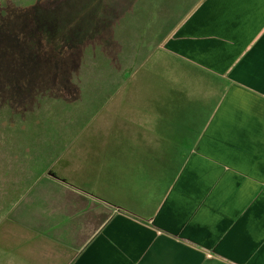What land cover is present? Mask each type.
I'll list each match as a JSON object with an SVG mask.
<instances>
[{
  "label": "crops",
  "instance_id": "crops-1",
  "mask_svg": "<svg viewBox=\"0 0 264 264\" xmlns=\"http://www.w3.org/2000/svg\"><path fill=\"white\" fill-rule=\"evenodd\" d=\"M155 54L162 78L130 81L97 123L170 165L103 196L63 154L66 181L36 180L13 217L21 264H264V0H199ZM173 88L192 111L167 134Z\"/></svg>",
  "mask_w": 264,
  "mask_h": 264
},
{
  "label": "rangeland",
  "instance_id": "rangeland-1",
  "mask_svg": "<svg viewBox=\"0 0 264 264\" xmlns=\"http://www.w3.org/2000/svg\"><path fill=\"white\" fill-rule=\"evenodd\" d=\"M53 1L51 5L49 3V6L38 9L34 19L39 36L33 53L36 52L39 55L37 58L39 61L33 68L37 74L33 75L41 78L40 82H46L41 77L42 66L53 69L51 75L54 77L52 81L54 91L58 89L59 92L66 93L68 97L64 102L53 100L49 106L52 111L51 117L56 120L54 128L46 127L49 129L42 133L45 138L41 143L44 145L39 146L35 139L32 140L33 145L29 148H31L34 170L26 173L24 176L26 178H17L22 184L19 187L26 189L29 186L30 181L27 176L32 177L35 170L34 175L38 172V177L32 184L40 178L53 177L51 171L55 167V161L64 154L75 181H86L99 172L101 187L99 186L97 192L103 196H112L113 192L126 188V185L143 181L146 175L155 176L163 166L170 165L172 159L169 158L166 164L162 163L157 153L151 150L152 148L145 151L137 146L133 148V144L130 145L123 140L118 141L120 139L118 137L105 136V131L99 130L102 120L107 117L97 123V115L119 91L122 84L130 78V73L126 69L117 67L111 77L104 70L101 73H83L82 76L78 70L79 68L89 70L94 67L95 64H90L85 57L86 46L97 40H103L102 44H104L110 39L109 29L103 22L108 24L111 21L109 19H115L114 10L108 9V17L100 19L99 16L104 14L106 0H102L91 12L82 16L80 15L83 12L82 9L90 2L89 0ZM93 25L96 26L94 32H92ZM80 35L79 45H77L76 39ZM113 67L115 69V65ZM59 77L62 81L56 82L55 79H60ZM174 78L179 79L177 82L183 80L180 77ZM189 95V91H185L184 99ZM158 102L160 105L164 102L167 107L171 106L170 112H174L162 123V133L172 134L180 130L181 123L190 122L188 112L191 113L192 107L187 101L185 104L179 103V88H173L170 94L160 96ZM180 111H184V114H180ZM17 114L18 117L21 116V113L15 115ZM95 122L96 125H91ZM92 131L96 135H92ZM35 132L37 133V130ZM106 145L109 149L102 153ZM0 167L2 171H5L0 175V183L3 184L5 179L7 182L11 181V175H14L13 172L16 169H13L6 159L0 161ZM26 190H23L24 192L20 189L8 190L5 193L0 190V264L22 263L16 248L21 242V236L18 233L20 226L14 218L19 216L18 211L23 209L20 203Z\"/></svg>",
  "mask_w": 264,
  "mask_h": 264
},
{
  "label": "trees",
  "instance_id": "trees-1",
  "mask_svg": "<svg viewBox=\"0 0 264 264\" xmlns=\"http://www.w3.org/2000/svg\"><path fill=\"white\" fill-rule=\"evenodd\" d=\"M89 1L84 5L81 16L87 15L102 2ZM198 1L106 0L104 14H99V17L106 19L108 9L114 10L115 19L108 18L111 20L108 24L103 22L109 29L110 39L105 41L107 44H102L103 40L87 44L85 57L90 64L95 65L89 70L79 68L78 72L83 76V73H101L104 70L111 77L117 67L128 70L130 78L122 84L116 95H130V81L161 77V69L156 75L149 64L159 51L161 41ZM52 2L54 1L0 0V161L6 159L16 169L14 175H11V181L7 182L5 179L3 184L0 183L3 193L8 190H26L38 177V172L34 175L35 170L32 177L27 176L29 186L26 189L19 187L22 184L17 178H22L34 170L29 148L33 145L32 140L35 139L39 146L44 145L41 143L45 138L42 133L49 129L46 127L54 128L56 120L51 117L49 106L53 100L64 102L68 97L58 89L54 91V77L51 75L53 69L42 66L41 77L46 82H40L41 78L33 75L37 74L33 68L39 61V55L33 53L39 36L34 19L38 9L49 6ZM95 29L96 26L93 25L92 32ZM80 37L81 35L76 39L77 45ZM55 81L62 80L60 78ZM111 107L112 103L109 101L103 111L111 114ZM16 113H21V116L18 117ZM96 122L91 125H96ZM63 160L64 158H58L55 165ZM53 170L57 176L63 177ZM4 172L0 167V175Z\"/></svg>",
  "mask_w": 264,
  "mask_h": 264
},
{
  "label": "flooded vegetation",
  "instance_id": "flooded-vegetation-1",
  "mask_svg": "<svg viewBox=\"0 0 264 264\" xmlns=\"http://www.w3.org/2000/svg\"><path fill=\"white\" fill-rule=\"evenodd\" d=\"M54 169L57 171L58 174H60L61 176H65V164L63 162H59L57 163V165H55Z\"/></svg>",
  "mask_w": 264,
  "mask_h": 264
},
{
  "label": "water",
  "instance_id": "water-1",
  "mask_svg": "<svg viewBox=\"0 0 264 264\" xmlns=\"http://www.w3.org/2000/svg\"><path fill=\"white\" fill-rule=\"evenodd\" d=\"M51 174H53L54 176H56V177L62 179L63 181H66V179H65L64 177L57 176L56 173L54 172V170L51 171Z\"/></svg>",
  "mask_w": 264,
  "mask_h": 264
}]
</instances>
